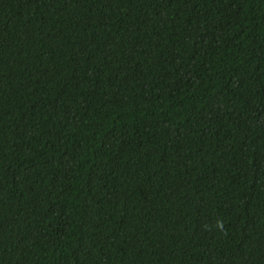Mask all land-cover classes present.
Here are the masks:
<instances>
[{
	"label": "trees",
	"instance_id": "1",
	"mask_svg": "<svg viewBox=\"0 0 264 264\" xmlns=\"http://www.w3.org/2000/svg\"><path fill=\"white\" fill-rule=\"evenodd\" d=\"M0 264H264V0H0Z\"/></svg>",
	"mask_w": 264,
	"mask_h": 264
}]
</instances>
